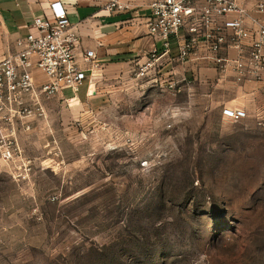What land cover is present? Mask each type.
Listing matches in <instances>:
<instances>
[{"label":"rangeland","instance_id":"1","mask_svg":"<svg viewBox=\"0 0 264 264\" xmlns=\"http://www.w3.org/2000/svg\"><path fill=\"white\" fill-rule=\"evenodd\" d=\"M191 87L84 85L19 130L21 161L0 158V264H264V132Z\"/></svg>","mask_w":264,"mask_h":264},{"label":"built area","instance_id":"2","mask_svg":"<svg viewBox=\"0 0 264 264\" xmlns=\"http://www.w3.org/2000/svg\"><path fill=\"white\" fill-rule=\"evenodd\" d=\"M51 7L53 19L36 17L29 33L16 39L15 51L0 58V158L8 164L21 161L18 129L29 130V122L46 119V102L71 90V98H64L70 102L78 98L84 85L98 87L106 82L103 75H88L80 67L75 55L80 42L78 25L70 22L60 2ZM149 7L147 28L149 35L161 43L162 53L154 48L149 61L138 64L133 77L147 78L166 56L171 65L209 60L221 75L230 72L237 82L264 86V0L255 8L260 18H250L254 30L247 26L249 13L238 0H204L201 5L195 0H151ZM104 8L110 12L131 10L123 0H110ZM246 41L248 55L234 59L221 55L227 48L242 52ZM175 42L177 52L173 54ZM92 56L93 51L86 52L87 60ZM36 71L44 76L43 81H37ZM154 81L171 91L179 88V82ZM222 115L239 121L246 112L223 108ZM255 124L264 132V114L256 115Z\"/></svg>","mask_w":264,"mask_h":264},{"label":"crops","instance_id":"3","mask_svg":"<svg viewBox=\"0 0 264 264\" xmlns=\"http://www.w3.org/2000/svg\"><path fill=\"white\" fill-rule=\"evenodd\" d=\"M110 0H0V58L15 51V41L26 36L31 30L36 17L52 20L51 4L60 2L69 20L78 25L80 42L76 48V60L86 74L103 75L105 85L111 81L132 78L138 64L143 65L149 61V55L158 49L162 53L160 42L155 41L147 28V18L150 15L151 0H123L128 2L131 10L126 12H110L104 8ZM262 0H238L239 4L248 11L247 26L254 30L255 26L250 18L259 19L255 12L258 2ZM196 4H203L204 0H195ZM177 42L173 44L172 53L177 52ZM250 50L249 42H244L243 51L227 48L221 52L222 56L237 58L241 54L246 56ZM93 51L90 60L86 52ZM201 54H206L201 50ZM37 81H43L44 76L36 71ZM153 79L160 82H179L187 90L192 91V84L198 87L197 94L190 95L188 99L196 97L213 103L222 113L223 108L243 110L246 117L241 121L255 124V117L264 114V86L254 82H237L233 73L221 75L214 64L205 59H192L183 64L171 65L167 57H162L149 72ZM100 85V86H102ZM212 86V90L208 87ZM97 87H88L84 97L93 94ZM71 98L64 93L59 94L52 102H46L47 112L49 106L56 99ZM71 105L77 106L82 99L72 98ZM48 114V113H47ZM40 120L31 121L30 129ZM29 129V130H30ZM19 130H25L19 128Z\"/></svg>","mask_w":264,"mask_h":264},{"label":"trees","instance_id":"4","mask_svg":"<svg viewBox=\"0 0 264 264\" xmlns=\"http://www.w3.org/2000/svg\"><path fill=\"white\" fill-rule=\"evenodd\" d=\"M155 253H156V255L159 257L160 252H159L158 248L155 249ZM164 262H166V260H164Z\"/></svg>","mask_w":264,"mask_h":264}]
</instances>
